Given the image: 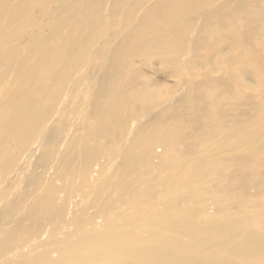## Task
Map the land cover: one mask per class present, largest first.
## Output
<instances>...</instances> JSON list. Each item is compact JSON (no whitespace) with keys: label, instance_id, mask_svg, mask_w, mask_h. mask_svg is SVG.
<instances>
[{"label":"bare ground","instance_id":"1","mask_svg":"<svg viewBox=\"0 0 264 264\" xmlns=\"http://www.w3.org/2000/svg\"><path fill=\"white\" fill-rule=\"evenodd\" d=\"M0 264H264V0H0Z\"/></svg>","mask_w":264,"mask_h":264},{"label":"rangeland","instance_id":"2","mask_svg":"<svg viewBox=\"0 0 264 264\" xmlns=\"http://www.w3.org/2000/svg\"><path fill=\"white\" fill-rule=\"evenodd\" d=\"M190 55H191V54H190ZM159 80H160V81H163V82L166 83V84L169 83V82H167L166 79L159 78ZM110 172H112V169L110 170ZM113 172H114V171H113ZM113 172H112V173H113ZM112 173H111V174H112Z\"/></svg>","mask_w":264,"mask_h":264}]
</instances>
